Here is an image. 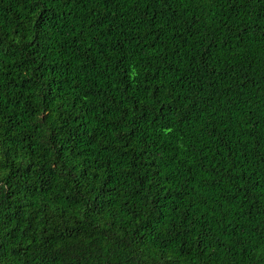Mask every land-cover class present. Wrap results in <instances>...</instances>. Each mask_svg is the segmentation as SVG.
<instances>
[{
	"label": "trees",
	"instance_id": "16d2710c",
	"mask_svg": "<svg viewBox=\"0 0 264 264\" xmlns=\"http://www.w3.org/2000/svg\"><path fill=\"white\" fill-rule=\"evenodd\" d=\"M55 2L29 25V0H0V128L26 157L0 179V248L17 264H260L264 0Z\"/></svg>",
	"mask_w": 264,
	"mask_h": 264
},
{
	"label": "clouds",
	"instance_id": "9594fccd",
	"mask_svg": "<svg viewBox=\"0 0 264 264\" xmlns=\"http://www.w3.org/2000/svg\"><path fill=\"white\" fill-rule=\"evenodd\" d=\"M61 0H56L55 4H53V7L56 6V4H59ZM252 2V0H177V7L181 8H189L192 12H194L197 8L201 9L203 11L205 8L210 7H216L217 5H220L221 7L227 3L229 7L232 5H236V8H239L241 4ZM29 3L32 4L35 7V12L33 13V19L29 22V25L32 23H35V16L39 15L42 8H45L48 6L49 3H52V0H29ZM235 11V9H233ZM193 19L197 22H199L198 17H193ZM52 26L49 25L48 19H47V13H45V16L41 17L40 25L37 29L39 32L40 39H38L34 44L31 45L32 49L36 51L37 59H39V56L42 55V50L37 48V44L44 43H51L50 40H48L49 31H46V29H50ZM228 25L225 24L224 28L228 29ZM54 30V29H53ZM231 31V29H229ZM261 31H264V28L261 29ZM29 39H31V35L33 34L31 31V28L29 27ZM214 33L208 34V40L210 42H215L214 40ZM17 43H20L19 39L16 41ZM2 55V54H0ZM121 71H123L121 69ZM237 72L242 74V72L237 69ZM247 79V77H245ZM52 127H55V124L51 125ZM5 132L4 128H0V179H6L8 177V172L11 170L12 172H15V168L19 166L21 160H26V157L21 152L19 153V159L17 155L15 154L17 152V148L15 147L14 142L13 143H5L6 136L3 134ZM75 178V177H73ZM102 182V181H101ZM95 183V182H93ZM87 191V189H85ZM83 193H81L82 195ZM85 201L88 200V197H84ZM147 212V210H145ZM4 231H9L8 228H5ZM15 248V245L12 244L8 248H0V253H3V255H0V264H17V261L19 259V253L13 252L12 249ZM38 251V250H37ZM255 256V259L260 262V264H264V246L261 247V250L257 253H253ZM30 257H25L24 260H29ZM24 260H20L19 264H24Z\"/></svg>",
	"mask_w": 264,
	"mask_h": 264
}]
</instances>
